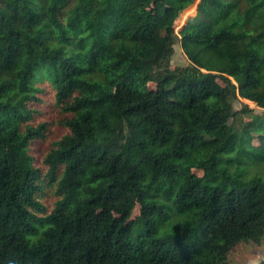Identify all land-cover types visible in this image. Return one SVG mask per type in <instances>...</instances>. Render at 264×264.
<instances>
[{
    "label": "trees",
    "instance_id": "obj_1",
    "mask_svg": "<svg viewBox=\"0 0 264 264\" xmlns=\"http://www.w3.org/2000/svg\"><path fill=\"white\" fill-rule=\"evenodd\" d=\"M196 1L0 0V264L261 244L264 0H199L176 34Z\"/></svg>",
    "mask_w": 264,
    "mask_h": 264
},
{
    "label": "rangeland",
    "instance_id": "obj_2",
    "mask_svg": "<svg viewBox=\"0 0 264 264\" xmlns=\"http://www.w3.org/2000/svg\"><path fill=\"white\" fill-rule=\"evenodd\" d=\"M199 0L196 1L194 5L187 8L174 22L175 33H179L183 26L196 14V8ZM170 67L175 68H189L190 64L183 52L181 51L180 45L176 44L173 46V54L170 58ZM220 84H222L220 82ZM148 87H154V84H147ZM247 105L249 109L253 110V113L260 114L263 112L256 104L253 102H245L244 99L238 97V99L233 101L234 110H240L242 105ZM40 150L44 149V146L39 147ZM134 214H136L134 212ZM264 262V239L260 245H254L252 243L238 244L233 247L227 257L226 264H259Z\"/></svg>",
    "mask_w": 264,
    "mask_h": 264
}]
</instances>
